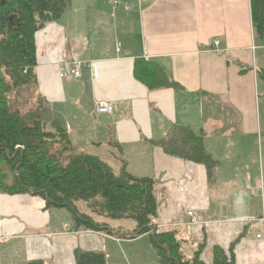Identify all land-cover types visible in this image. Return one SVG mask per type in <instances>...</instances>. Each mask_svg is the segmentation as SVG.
<instances>
[{
    "label": "crops",
    "instance_id": "crops-1",
    "mask_svg": "<svg viewBox=\"0 0 264 264\" xmlns=\"http://www.w3.org/2000/svg\"><path fill=\"white\" fill-rule=\"evenodd\" d=\"M36 49L38 93L72 147L104 162L112 157L116 172L125 163L132 176L153 179L152 223L175 233L186 258L204 243L201 257L212 264L215 247L228 256L234 244L235 264H264V239H256L263 195L241 159L245 141L264 129L257 78L264 37L254 35L249 0H71L57 22L36 33ZM74 60L81 78L61 77ZM137 61L178 88L141 82ZM98 104L113 112L97 113ZM173 127L205 135L218 162L212 184L204 165L158 145ZM44 210L39 197L0 192V264H74L77 249L108 250L97 236L112 250L148 239L75 230L72 222L57 226ZM188 210L202 222L191 225Z\"/></svg>",
    "mask_w": 264,
    "mask_h": 264
},
{
    "label": "trees",
    "instance_id": "trees-1",
    "mask_svg": "<svg viewBox=\"0 0 264 264\" xmlns=\"http://www.w3.org/2000/svg\"><path fill=\"white\" fill-rule=\"evenodd\" d=\"M70 4L71 0H0V191L39 197L47 210L66 208L73 215L75 230L110 234L104 221L132 220L136 227L124 237L148 235L157 264H207L201 257L204 243L192 258H186L175 233L158 231L153 225L157 215L153 179L132 176L125 163L116 172L98 156L77 151L60 124L51 125L53 132L46 130L51 114L37 90L36 33L57 22ZM249 4L254 35L262 39L264 0H249ZM135 76L149 86L165 84L148 62H136ZM257 78L264 82V69L257 71ZM165 85L178 88L173 82ZM23 92L28 99L22 98ZM29 99L33 105L23 112L21 107ZM205 143L203 133L173 127L158 145L169 155L204 165L212 184L218 162ZM78 202L88 213L77 208ZM233 246L228 256L215 247L212 264H235ZM74 258V264H106L102 251L77 249Z\"/></svg>",
    "mask_w": 264,
    "mask_h": 264
},
{
    "label": "rangeland",
    "instance_id": "rangeland-1",
    "mask_svg": "<svg viewBox=\"0 0 264 264\" xmlns=\"http://www.w3.org/2000/svg\"><path fill=\"white\" fill-rule=\"evenodd\" d=\"M262 64L263 65H261L262 66L261 68L264 67V62H262ZM259 81H260L259 96H260V104H261L260 105L261 118L264 121V82H262L261 80ZM21 96L22 98L27 97L28 99L29 95L26 96V93L23 92ZM32 97L34 98V95ZM31 104H32L31 100L29 99V102L21 107L22 111L24 112L25 110H27L29 106H31ZM46 124H47L46 130L53 132L51 125L52 124L57 125L59 123L53 118L51 119V117H48L46 119ZM245 142L247 146L246 149L243 150L244 157L241 158L242 164L247 165L248 168L247 170L250 173L252 181L254 182L255 186L257 187L259 186L260 190L259 193L257 194H259L260 198L261 195H263V203H264V129H262L260 134L257 135V139L255 141H245ZM234 148L235 146L228 145L229 150H232ZM106 159L105 162L112 168H115V161H113L115 159H113L112 157H106ZM244 160L247 162L244 163ZM213 173L215 175L216 171L214 170ZM7 184L8 185L11 184V180H8ZM41 200L42 203L44 202L45 204V201L43 199ZM77 208L81 211H85L86 213H88L86 211V208H84L83 203L81 202L77 203ZM48 210L46 208L44 210L46 217L48 218L49 213H51L52 221L57 226L61 223L64 224L67 223V225H70L71 222L73 221L72 213L66 208H50ZM107 222L110 223L108 227L111 229L112 234L115 236L124 237L125 235L132 234V232L136 227L135 223L132 220H126V219L116 220V221L108 220ZM97 239L99 241V247L102 246L101 248L104 249L103 243H105L107 246L106 248H108V250L103 251L106 257V264H157V260L154 255L152 245L149 244L148 239H145L143 242H139L134 246L120 245V247H115V250H112V247L109 245L108 241H106L104 238H100L99 236H97ZM138 257H141L143 261L142 263L139 262ZM45 264H50V263H45Z\"/></svg>",
    "mask_w": 264,
    "mask_h": 264
},
{
    "label": "built area",
    "instance_id": "built-area-1",
    "mask_svg": "<svg viewBox=\"0 0 264 264\" xmlns=\"http://www.w3.org/2000/svg\"><path fill=\"white\" fill-rule=\"evenodd\" d=\"M213 45L217 46L218 41H214ZM64 66L65 67L60 74L61 77H67L74 80H79L81 78V74H80L81 64L78 61L74 60L69 65H64ZM90 69L93 73L95 72L96 68L93 63H90ZM96 112L101 114H110L113 112V106L109 104H98L96 106ZM185 216L188 218L189 223L191 225H197L202 222L200 216L196 211L188 210L185 212ZM258 222L260 223V226L263 228V231L256 235V239H264V216L261 217L258 220Z\"/></svg>",
    "mask_w": 264,
    "mask_h": 264
}]
</instances>
